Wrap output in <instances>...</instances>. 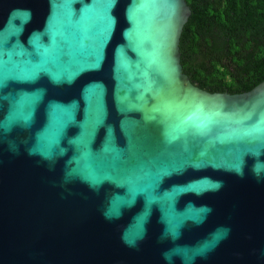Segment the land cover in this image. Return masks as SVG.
Instances as JSON below:
<instances>
[{
    "label": "water",
    "instance_id": "water-1",
    "mask_svg": "<svg viewBox=\"0 0 264 264\" xmlns=\"http://www.w3.org/2000/svg\"><path fill=\"white\" fill-rule=\"evenodd\" d=\"M185 0H0V264H264V81L180 64Z\"/></svg>",
    "mask_w": 264,
    "mask_h": 264
},
{
    "label": "trees",
    "instance_id": "trees-1",
    "mask_svg": "<svg viewBox=\"0 0 264 264\" xmlns=\"http://www.w3.org/2000/svg\"><path fill=\"white\" fill-rule=\"evenodd\" d=\"M180 64L210 93L242 94L264 81V0H185Z\"/></svg>",
    "mask_w": 264,
    "mask_h": 264
}]
</instances>
